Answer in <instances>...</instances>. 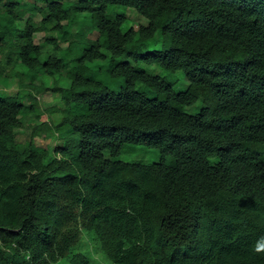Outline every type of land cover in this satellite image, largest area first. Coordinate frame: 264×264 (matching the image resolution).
Here are the masks:
<instances>
[{
    "label": "trees",
    "instance_id": "trees-1",
    "mask_svg": "<svg viewBox=\"0 0 264 264\" xmlns=\"http://www.w3.org/2000/svg\"><path fill=\"white\" fill-rule=\"evenodd\" d=\"M31 3L39 24L17 27L21 0H0V74L18 62L28 87V104L0 96V264H91L76 249L84 231L117 264H264V0ZM127 9L145 23L123 29ZM82 26L92 42L33 41ZM47 43L60 54L40 60ZM40 69L68 80L52 86V151L36 125L16 138L21 117H41ZM130 144L160 159L121 160Z\"/></svg>",
    "mask_w": 264,
    "mask_h": 264
},
{
    "label": "rangeland",
    "instance_id": "rangeland-1",
    "mask_svg": "<svg viewBox=\"0 0 264 264\" xmlns=\"http://www.w3.org/2000/svg\"><path fill=\"white\" fill-rule=\"evenodd\" d=\"M22 4L19 9L16 10L18 14L21 15L20 21H17V27L23 26L26 18L32 19V24L37 26L41 19V15L39 12L32 8L31 0H21ZM3 5V4H2ZM0 5V10H3V6ZM6 6V5H5ZM24 6V7H23ZM23 7V8H22ZM127 21L123 25V29L128 28L129 26H133L135 28L138 27L139 24H144L145 19L138 13L134 12L132 9H127L126 11ZM97 34L95 32L91 33L88 30L87 26H82L79 30L74 29L70 35L60 36L57 32L50 31H40L36 30L33 32V41L35 43H41L47 38H54L57 41L59 47H65L70 39H82L92 42L94 37ZM60 51L53 46L52 43H47L42 45L41 55L39 57L40 60L44 59L47 55L51 56H59ZM106 63L105 61L100 60L99 62H93V65H99L98 63ZM12 68L15 71L21 73H26L27 68L24 66H20L18 62L13 63ZM37 69H34L35 72ZM160 71L168 81H174L173 87L175 90H184L187 86V79L180 71L175 72H166L161 69H157ZM19 73L17 75L12 74L10 72L7 73L8 76L4 74H0V96H17L24 103L28 104V100L26 98L27 89L19 86ZM23 78V76H21ZM54 81L57 82L59 86L68 85V80L64 73L53 72L51 74H47L40 69L37 72V76L35 77L33 83L35 85H43L44 89L37 90L31 89V91L36 95V101L38 104V111L41 112V117L36 120L33 115L26 114L21 117L22 126L16 129V138L18 141L24 142L31 136L32 127L36 125V134L33 137V141L37 144H41L45 147H48L50 151H52L53 147L60 143L56 132L52 131L50 126L53 124V120L57 119L60 112H50V107L56 106L60 101L59 92H53L52 86ZM203 104L200 101H197L195 104L186 107V111L193 113L199 110ZM45 121L47 124L41 125L39 127V123ZM53 157V154L50 155ZM119 158L123 161L134 162V161H142V162H153L158 161L160 159V154L157 148L147 147L142 144H130L128 145V149L121 152L119 154ZM166 161L170 162V158L167 156ZM76 249L82 252L87 258L90 260L91 264H117L110 260L100 249L98 246V242L93 233L84 231L83 236L80 240L79 245ZM64 262V261H62Z\"/></svg>",
    "mask_w": 264,
    "mask_h": 264
},
{
    "label": "built area",
    "instance_id": "built-area-1",
    "mask_svg": "<svg viewBox=\"0 0 264 264\" xmlns=\"http://www.w3.org/2000/svg\"><path fill=\"white\" fill-rule=\"evenodd\" d=\"M1 57V56H0Z\"/></svg>",
    "mask_w": 264,
    "mask_h": 264
}]
</instances>
